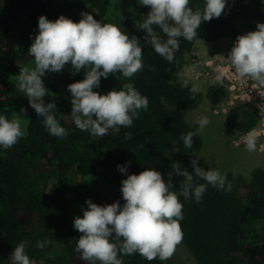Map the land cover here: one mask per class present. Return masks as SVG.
<instances>
[{
	"label": "trees",
	"instance_id": "1",
	"mask_svg": "<svg viewBox=\"0 0 264 264\" xmlns=\"http://www.w3.org/2000/svg\"><path fill=\"white\" fill-rule=\"evenodd\" d=\"M120 1L106 36L112 0H0V264H166L135 219L169 209L166 235L195 264H264V168L217 174L197 158L205 139L188 115L205 95L180 77L197 39L253 35L264 52V0ZM13 78L33 91L14 95ZM261 121L249 101L226 115L237 137ZM94 176L137 188L110 214Z\"/></svg>",
	"mask_w": 264,
	"mask_h": 264
},
{
	"label": "rangeland",
	"instance_id": "2",
	"mask_svg": "<svg viewBox=\"0 0 264 264\" xmlns=\"http://www.w3.org/2000/svg\"><path fill=\"white\" fill-rule=\"evenodd\" d=\"M230 1L235 3L236 0ZM120 2L112 0L108 16L97 30L99 35L113 36L116 32L121 18ZM255 55L264 57L258 36L225 37L217 42L197 39L180 74L183 81L205 95L203 104L191 111L188 119L205 139V145L197 158L206 160L217 174L236 171L250 177L254 169L264 168V70L253 64ZM111 59L112 55H109L108 72ZM25 66L35 71V80L53 97L58 99L62 96L61 85L47 75L42 66L35 62ZM233 84L235 90L232 91ZM215 85L228 90V97L218 104H213L207 96L209 89ZM12 89L14 95L22 96L32 92L34 87L22 78H13ZM241 101L253 102L262 114V121L247 135L237 137L227 125L226 115L234 104ZM89 182L106 199L110 214L119 211L137 188L135 183L118 184L102 176L91 177ZM171 212L169 209L161 214L137 218L135 222L142 228L146 238L162 245V257L166 264H195L187 248L177 241H170L166 235L165 223ZM117 230L123 241L131 239L124 226H119Z\"/></svg>",
	"mask_w": 264,
	"mask_h": 264
},
{
	"label": "built area",
	"instance_id": "3",
	"mask_svg": "<svg viewBox=\"0 0 264 264\" xmlns=\"http://www.w3.org/2000/svg\"><path fill=\"white\" fill-rule=\"evenodd\" d=\"M232 81V80H231ZM234 85V84H233ZM231 86V90L233 91V90H235V85L234 86ZM249 102H251V101H249ZM253 103V102H252ZM235 105V104H234ZM262 115V114H261Z\"/></svg>",
	"mask_w": 264,
	"mask_h": 264
}]
</instances>
